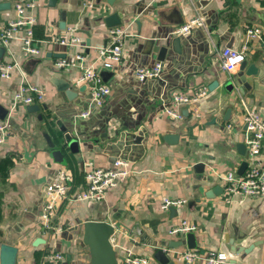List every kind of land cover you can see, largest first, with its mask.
I'll return each instance as SVG.
<instances>
[{"label":"crops","instance_id":"crops-1","mask_svg":"<svg viewBox=\"0 0 264 264\" xmlns=\"http://www.w3.org/2000/svg\"><path fill=\"white\" fill-rule=\"evenodd\" d=\"M15 3L0 0V30L14 17ZM197 12L204 26L175 32ZM37 14L36 38L77 26L82 45L49 43L41 56L26 55L17 41L8 49L0 45V62L14 59L21 66L10 80L0 77V120L10 126L0 146V264H124L130 255L168 264L156 256L158 250L169 262L186 264L175 252L188 247L225 251L226 264H264V196L227 204L221 178L246 160L237 148L244 143L243 99L264 114V0H41ZM118 25L129 32L123 61L101 68L112 93L90 116L79 117L90 103L89 90L75 83L81 68L55 62L80 52L85 64L100 68L98 48ZM248 25L262 28L247 56L259 72L249 83L247 75L237 77L239 68L232 82L215 48H241ZM176 36L181 52L173 43ZM157 61L164 64L161 77L136 78V67ZM21 76L45 90L43 102H15ZM59 78L70 83L69 93L58 88ZM205 87L202 117L188 107L182 108L183 119L166 113L163 103L174 92ZM68 136L77 149L68 145ZM117 158L130 163L126 179L103 200L74 199L86 187L85 163L109 167ZM61 169L73 174V197L59 204L54 218L63 230L43 235L37 226L45 188ZM165 197L186 202L165 210ZM185 219L196 230L169 233ZM52 252L63 260L48 258Z\"/></svg>","mask_w":264,"mask_h":264},{"label":"built area","instance_id":"built-area-1","mask_svg":"<svg viewBox=\"0 0 264 264\" xmlns=\"http://www.w3.org/2000/svg\"><path fill=\"white\" fill-rule=\"evenodd\" d=\"M41 0H16L15 15L0 30V45L9 48L12 41L19 42L21 50L28 56H41L45 53V45L52 43L63 47L81 46L82 39L78 27H69L62 35L53 36L48 39H38L35 36V25L38 22V4ZM145 1V0H144ZM205 18L201 12L185 20L175 30L178 34H188L197 26H204ZM262 28L259 25H248L244 31V42L241 48H215V56L220 68L227 74L230 81H234L237 70L242 62L247 59L250 46L253 40L261 37ZM129 35L127 26H114L109 31L108 42L98 48L96 61L98 66L84 63V56L79 52L74 58L64 57L55 62L58 67H67L77 64L81 72L76 79V85H84L90 93L88 108L83 110L79 117H88L92 112L102 107L110 94L112 87L102 75L101 68L112 69L115 64H120L124 58L125 39ZM164 64L157 61L151 65H141L135 68L134 75L140 81L150 78H159L163 74ZM21 66L14 59L0 62V77L10 80L15 72H19ZM232 81V82H233ZM208 94L205 87L199 91L188 94L174 92L170 102L163 103L166 113L175 119H183L182 108H189L191 114L202 117L199 102ZM46 92L40 86L30 83L24 76L19 77L14 100L17 103L32 105L43 102ZM243 142L246 146V161L248 166L242 174L237 169H228L222 175L224 200L227 204L234 201L256 199L264 196V161L261 154L264 149V114L258 106L248 104L244 99ZM10 135L9 123L0 120V146L3 145ZM86 187L79 191L74 197L75 200L85 199L100 201L106 195L108 189L116 187L126 179L132 172L127 159L117 158L112 166L103 167L93 163L83 165ZM73 174L67 169H61L58 176L47 183L45 188V201L41 208L40 221L37 226L43 235L50 233L57 234L63 229L55 225L54 218L61 202L73 197ZM186 202L185 199H172L165 197L161 204L162 209H169L172 206H180ZM197 226L188 220H182L176 226L169 229L170 234L185 233L196 230ZM175 252V251H174ZM176 257L186 264H226L229 254L225 251L210 250L202 253L198 248H183L176 250ZM48 258L63 260L61 253L52 252ZM124 264H152L149 256L130 255Z\"/></svg>","mask_w":264,"mask_h":264},{"label":"water","instance_id":"water-1","mask_svg":"<svg viewBox=\"0 0 264 264\" xmlns=\"http://www.w3.org/2000/svg\"><path fill=\"white\" fill-rule=\"evenodd\" d=\"M180 41H181V37L180 36H176L174 38V41H173V43L175 44V47L178 50V52H181L180 51L181 49L179 48L180 45H181ZM166 49H167L166 47H162L160 49V52L164 53L166 51ZM258 72H259L258 66L255 63H251V64L248 65V60L246 59V60H244L242 62L241 66H240V71L237 74V77H241V76H243L245 74V75H247L249 77L248 82L249 83H253V76H256L258 74ZM56 84H57V86H58V88L60 90H67V93H69V91H71V90H69L70 83L65 81V80H61L59 78V80H56ZM212 88H213V86H211V89ZM67 139H70V141L67 142L68 145L72 149H77L78 142L75 139H71L69 136L67 137ZM51 145L53 146V143H51ZM237 148H238L240 154H242V155L246 154V146H245L244 143L238 144ZM247 166H248V162L246 160H244L241 163V165L239 166V168H238V173L242 174L245 171V169L247 168ZM100 224L101 223H99L98 226H101V227L104 226V225H100ZM238 245H239V243H238ZM170 246L171 247H175L176 245L174 243H171ZM156 256L164 263L168 262V264H173L172 261L169 262L168 257L165 255V253L162 250H158L156 252Z\"/></svg>","mask_w":264,"mask_h":264}]
</instances>
